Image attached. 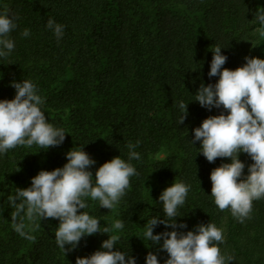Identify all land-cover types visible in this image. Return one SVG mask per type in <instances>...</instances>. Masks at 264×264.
<instances>
[{"label":"trees","instance_id":"16d2710c","mask_svg":"<svg viewBox=\"0 0 264 264\" xmlns=\"http://www.w3.org/2000/svg\"><path fill=\"white\" fill-rule=\"evenodd\" d=\"M264 0H0V10L17 18L11 33L16 47L0 59V99H12L11 81L31 79L44 98L42 110L49 122L67 133L58 146H17L0 156V264H75L100 248L107 233L82 237L72 251L55 239L57 218L24 220L33 239L14 231L15 210L8 197L26 188L41 169L53 170L66 162V152L84 145L96 161L90 170L121 155L127 159L129 142H139L138 176L111 210L88 199L84 211L100 219L101 229L116 219L125 222L115 248L129 251L145 264L149 251L161 264L166 251L143 238L144 224L153 215L164 216L158 197L174 180L191 185L178 223L188 231L209 221L224 231L222 253L234 256L230 264H264V198L252 201L250 218L243 223L229 209L219 210L210 196V172L230 158L208 162L187 140L203 119L223 108L202 107L194 94L209 77L211 48L221 45L227 56L223 67L235 69L244 57L264 58V36L255 12ZM65 27L57 40L45 25L48 18ZM29 28V37L20 33ZM189 102L188 115L178 123L176 101ZM193 100V101H191ZM239 158L247 165V153ZM83 211V209L79 210ZM163 224L154 233L165 231ZM167 230H171L168 228ZM162 242V241H161ZM68 248V245H65Z\"/></svg>","mask_w":264,"mask_h":264},{"label":"clouds","instance_id":"9594fccd","mask_svg":"<svg viewBox=\"0 0 264 264\" xmlns=\"http://www.w3.org/2000/svg\"><path fill=\"white\" fill-rule=\"evenodd\" d=\"M254 20L258 31L264 36V8L255 12ZM18 27L17 18L8 10H0V59H8L16 42L11 33ZM45 27L59 41L64 37V25L49 17ZM31 30L24 28L20 35L29 37ZM216 45L211 48L212 59L208 76L218 77L215 83L200 84L194 94L195 101L202 107L223 108L218 115H210L192 129L193 138L187 140L195 146L199 141L198 153L208 162L216 158H230L210 172L211 194L219 210L229 209L231 215L243 223L250 218L252 201L264 198V58L245 56V63L235 69L223 67L227 56ZM15 89L12 99H0V156L17 146L38 145L42 149L58 146L67 133L62 127L54 126L42 110L44 98L31 79L11 81ZM191 100V101H193ZM190 102V101H189ZM189 102L176 101L178 123L183 124ZM139 142H129L127 159L121 155L90 170L96 161L84 151V145L72 147L66 152L67 162L51 171L41 169L31 178L26 188H16L8 197L15 210L11 220L14 231L25 239H33L26 231L24 220L57 218L55 230L57 245L66 251L75 249L82 237L97 232L107 233L100 248L88 256H77L75 264H137L129 251L114 249L120 236L110 234L112 230H123L125 222L116 219L110 226L101 229L100 219L84 209L88 199L98 201L100 207L113 209L125 195L130 178L138 176L133 160L139 161L136 151ZM247 153L253 161L247 165L239 158ZM191 185L184 180L175 181L162 190L158 197L164 216L153 215L144 224L143 238L158 251H166L163 264H230L235 258L222 253L220 245L225 242L224 231L214 222L200 223L193 229L178 223L180 209L185 205ZM83 209V211H79ZM163 224L165 231L154 233ZM171 228V230H167ZM162 241V242H161ZM68 245V248H65ZM145 264H161L156 253L149 251Z\"/></svg>","mask_w":264,"mask_h":264}]
</instances>
